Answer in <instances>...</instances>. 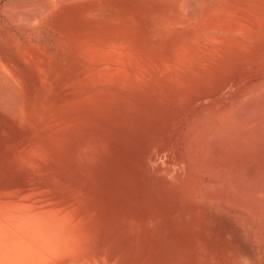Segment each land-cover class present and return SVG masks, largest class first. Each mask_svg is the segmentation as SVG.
I'll return each instance as SVG.
<instances>
[{
    "label": "rangeland",
    "instance_id": "rangeland-1",
    "mask_svg": "<svg viewBox=\"0 0 264 264\" xmlns=\"http://www.w3.org/2000/svg\"><path fill=\"white\" fill-rule=\"evenodd\" d=\"M31 1L0 0V211H73L105 264H264L263 206L249 219L198 168L228 119L264 113V88L243 95L264 77L255 0Z\"/></svg>",
    "mask_w": 264,
    "mask_h": 264
},
{
    "label": "bare ground",
    "instance_id": "bare-ground-1",
    "mask_svg": "<svg viewBox=\"0 0 264 264\" xmlns=\"http://www.w3.org/2000/svg\"><path fill=\"white\" fill-rule=\"evenodd\" d=\"M235 1H237V0H235ZM46 2L44 3L43 0H40V1L38 0V2H33L32 4H30L31 8H32L33 15L39 16L40 14L38 13V11H39V9H42L43 7H45L46 4H48ZM170 2H174L176 4L177 8L178 7L179 8H183L182 11H184V10L190 11L189 13L187 12V14H189V15H190L191 11H193V14H194L195 11L200 10L203 6H206V8H207V5L209 6V3H211V5L214 3L213 0H170ZM15 3L17 4V2H15ZM25 3H24V5H25ZM30 5H27V6H30ZM18 7H19V4H18ZM211 7H213V6H211ZM217 8H218V6H217ZM250 8L257 11V14L260 17V21H259V24H260V22L263 21V19H264V0H255L254 6H250ZM16 9H15V11H16ZM208 9H210V6H209ZM212 10H213V8H212ZM220 10H222V9H220ZM220 10H217V11L220 12ZM183 13H185V15H187L186 12H183ZM206 13L207 12H205V14ZM225 13H227V12H225ZM25 14L26 13H24V15ZM189 15H187V16H189ZM226 15L227 14H225V16ZM239 15H241V13ZM191 16H193V15H191ZM215 16H216V14H215ZM221 17H222V15H221ZM243 18H245V17H243ZM210 20H211V18H210ZM215 21H217V20L215 19ZM215 21H213V22H215ZM190 23H192V21ZM218 24H216L217 28H218V26H217ZM259 27H261V26H259ZM247 28H249V26ZM258 31H256V32H258ZM205 33H208V32H205ZM215 38H217V37L215 36ZM219 40H221V39H219ZM219 40H217V41H219ZM251 52L253 54V51H251ZM247 59H249V58H247ZM258 83H259L258 85L253 83L251 86H249L247 88L248 91L244 92L243 95L249 94V93L254 92V91L257 92V90L259 88H261V87L263 89L264 88V77L260 81H258ZM236 96L237 95H235V97ZM237 100L230 101L227 104V106H229L228 109L230 110L228 112L229 115H230V113H231V115L233 114L234 107L237 108L235 106V104L237 105ZM224 101H226V100H224ZM218 110H219V107H218ZM231 110H232V112H231ZM235 111H236V109H235ZM252 111H253V109H252ZM208 112H210V111H208ZM217 114H219V113H217ZM203 115H204V113H203ZM222 115L223 114H220V116H222ZM259 115H261V114H259ZM204 117H205V115H204ZM226 117H227V113H226ZM244 117H245V115H244ZM250 117L246 116L244 119L242 118V120H240L239 119L240 117L237 118V116H236L237 121H235L236 119H235V117L233 115L230 119H228V121L230 123L229 126H228V124H226V126H225V124H223V126L226 127V128H224L222 126V128H224V130H222L220 128V126L218 124H216L217 123V121H216V123L214 125H216V126L218 125L217 128L218 129L220 128L221 132H224V133H221L223 136L221 135V140H218L220 143L216 139H214L213 137H210V138H212V140L214 139L213 140V144L216 145V147L212 148V153H211V154H215V156L213 157L211 155V157H212V160H210L211 162H209V161L205 162V160H204L205 158H204L203 159L204 162H202V164L199 165L198 168H199V171L202 173V175L207 174V176L209 178V183H207V187L209 188V190H212L216 195L218 194V196L219 195L222 196V197L225 196L224 199H222V200H226L227 197L233 196L232 205L237 207V208H239L240 210H242L244 212V213L242 212L243 215L246 213L247 215H249V219L253 220L254 219L253 218L254 217V209L256 210V208H258V206H256V204L260 205L261 208H262V206L264 208V203L263 204L259 203V201L258 202H252L253 198H255L257 196H261L260 193L264 192V184H261V183H263V181L261 183H259V184H261L260 187H258V185H256L257 184V180H259L258 177L260 178V174L259 173L262 172L264 174V113L261 116H256V117H251V118ZM205 119H206V117H205ZM215 119H214V121H215ZM222 119L224 120L225 117L223 116ZM200 121H198V122H200ZM225 121L221 120V122H225ZM242 121H243L244 124L242 123ZM206 122L207 121H205V123ZM201 123L202 122H200L199 124H201ZM205 123L203 125H205ZM208 124L210 126V122ZM241 124L243 125V127L241 126ZM199 126L201 127V125H199ZM207 126L208 125H206V127ZM192 127H194V126H192ZM211 127H213V126H211ZM203 128H204V126H203ZM209 129L211 130L212 128L209 127ZM215 130H217V129H215ZM215 130L213 128L212 131L214 132V134H211V136H213V135L215 136L217 134V133L215 134ZM193 131L195 132L194 129H193ZM197 131H196V133H197ZM204 131H206V129ZM207 133H209L208 130H207ZM201 134H205V133H201ZM194 136H196V135H194ZM202 136L205 137L206 135L205 136L202 135ZM197 137L200 138V135L197 136ZM218 137H220V136H218ZM223 137L225 138V141H227V143L224 141V144H222L223 143ZM206 138H207V136H206ZM210 138H209V140H210ZM194 139H196V138H194ZM201 139H203V138H201ZM197 140H198V138H197ZM185 141H187V140H185ZM202 141H204V139ZM228 141H229V143H228ZM191 142H192V140H191ZM210 142H209V144H210ZM231 143L234 144V148L233 147L231 148L229 146V145H231ZM191 146H187V147H191ZM184 148H186V147H184ZM189 149L187 151H189ZM204 149H206V148H203V150ZM203 150H201V152ZM208 150H210V149L208 148ZM207 152L208 151L205 152V155H208V154H206ZM186 153H188V152H186ZM196 153H197V151H196ZM203 156L204 155H202V157ZM184 157H185V155H184ZM198 159L200 161L199 157H198ZM192 162L189 161V163H192ZM208 162H209V165L207 166ZM185 163H187V161ZM203 166L205 168H202ZM214 167L215 168L218 167L219 169L218 168H216L217 170L212 169ZM211 169L213 170V174L214 175H212V174L208 175L209 174L208 172ZM212 170H211V173H212ZM237 170H238V172H237L238 174L236 173ZM193 172L194 171L192 169V173ZM194 174H196V173H194ZM258 174H259V176H258ZM190 176H193V175H190ZM263 178H264V176L261 177L260 179L264 180ZM246 180H249L251 182H255V184L253 183L254 184L253 187L254 186H256V187H254V188L252 187V189H250V187L252 186V183H251V186H249V188H248L247 184L245 182ZM244 182H245L246 185L244 184ZM234 188H235V190H234ZM226 190H233V194H229L228 191H226ZM198 192H202V191H198ZM208 193H210V192H208ZM261 197L263 198V196H261ZM213 198H214V196H213ZM216 198L217 197H215V199ZM256 200H259V199L257 198L254 201H256ZM261 202H263V201H261ZM223 203H224V201H223ZM225 203H227V202H225ZM253 203H256V204H254L256 206L255 208L253 207L254 206ZM13 207H12V209L6 208V210L7 209L9 210V212H8V210L6 212L5 211H2V212L0 211V264H105L104 262H102L100 260V257L96 255V254H99V253H78V251H79V249L81 247V242H83V240L85 238L86 231L82 230L79 227L78 223L74 220L75 215H74L73 211H69L68 212V211H65V209L63 210V209H60L59 207H57V208H55V210L51 209V210H42V212H36L37 215L35 214V212L34 213L33 212L32 213L29 212L30 213L29 215H25V214H28V213L26 211H23V212H26L23 215V214H19L20 212L18 210L20 209V207L19 208L15 207V206H13ZM23 208H25V207H23ZM261 208H260V211H261ZM0 210H2L1 207H0ZM263 216H264V214H263ZM259 227H261V226H259ZM262 232H264L263 228L259 229L258 232H256V234L257 233L261 234ZM257 238H259V237H257ZM262 240H263V238H262ZM104 261H106V259ZM110 263H111V261H110ZM117 263H118V261H115L112 264H117Z\"/></svg>",
    "mask_w": 264,
    "mask_h": 264
}]
</instances>
